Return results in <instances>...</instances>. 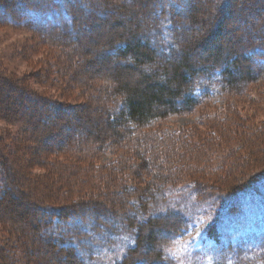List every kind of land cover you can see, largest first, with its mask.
I'll list each match as a JSON object with an SVG mask.
<instances>
[{
	"label": "rangeland",
	"instance_id": "374dc122",
	"mask_svg": "<svg viewBox=\"0 0 264 264\" xmlns=\"http://www.w3.org/2000/svg\"><path fill=\"white\" fill-rule=\"evenodd\" d=\"M11 6L16 14L19 13V21L26 20L19 0L12 2ZM100 8L92 10L89 15L87 9L85 15L92 17L90 14L95 13L99 16H109L115 13L111 9ZM2 18L4 20L0 21V80L11 79L18 87L24 84L30 94L43 96L51 103L69 109L67 112H59L66 116H56L58 112L54 110L44 114L41 122L43 133L38 136L45 134L49 139L43 141L42 146L39 141L20 143L19 134L23 130V127L19 126L20 123L12 124L0 119V200H5V203L0 201V243L8 242L11 248H15V256L10 264H59V261L61 264H70L69 252L72 253L73 250L65 247H73L75 264H79V261L83 264H117L136 245L140 226L154 215L152 210L157 213L159 210L172 208L173 202L174 209L180 208L188 218V226L170 239L166 256L176 258L178 264H264V81L248 84L240 91L226 89L220 83L209 89L203 88L200 92L201 103L193 110L170 114L141 128L131 124L132 131L129 133L127 124L121 123L116 129L122 132L124 137H112L108 134L109 129L107 130L105 125L103 113L93 108L101 107V102L105 100L111 102L115 99L110 92L99 93L97 90L101 79H106L115 71H105L96 63L92 71L101 68L105 73L103 77L92 76L93 72L80 71V74L76 75L78 80H74L71 79L70 71L80 70L82 66L78 68L73 65L70 71L65 73V78L57 69H60L59 65L68 62V56L64 54L65 60L62 59L61 49L53 44L56 39L50 41L47 35H44V38L42 34L12 25L13 22L5 10L0 11V19ZM140 19L127 15L117 32L127 37L133 31L134 24L140 23ZM87 20L89 23L75 27L77 31L80 30V35L72 33L64 38H67L66 43L71 49H88V57L91 56L99 62L103 57L94 48H90L104 41L114 24ZM226 23L233 35L230 33L229 38L225 40V33L221 39L224 42L229 39L237 42L238 34L234 30V26L237 29L236 22L229 20ZM63 29L64 27L59 28V31L62 33ZM148 34L146 27L140 29L139 35ZM76 36L82 39L80 43L75 41ZM87 42L90 46L85 44ZM205 53L200 50L193 60L199 61V58L206 56ZM80 57L85 59L84 54ZM261 57L262 55L259 58ZM235 73L238 78V73ZM69 77L71 85L66 88L64 83H60L69 80ZM137 77L139 75L134 74V78ZM83 80H87L90 86L94 83L97 88H83L80 86ZM8 94L10 100L11 92L8 91ZM97 96L101 99L100 103L90 100ZM11 97L18 103L23 101L17 100L16 96ZM82 104L91 106L89 109L82 107L85 111L80 115H87L88 118L80 122V115L76 112L78 108L81 110L80 106H84ZM76 106L78 108L74 111ZM30 108L35 110L37 107L33 105ZM122 111L123 101L116 100L115 113L119 115ZM89 130L93 132L90 135ZM98 132L108 135L104 143L106 146L97 152L96 147L100 141L93 134ZM58 140L66 142L61 146L63 154L78 150L94 152V163L99 167L104 164L117 169V165L125 161L127 167L122 165L123 168H118L119 174H123L130 187L124 189L125 204H109L111 185L118 184L116 176L115 179L109 178L103 171L99 174L86 172L85 175L79 171L77 173L76 169L81 166H70L68 169V165L66 168L64 164L54 165L52 161L60 163L64 160L63 157L56 160L51 156H44L45 153H39L42 149L58 150ZM140 142L144 145L145 157L148 160L153 154H158L161 165L170 168V181L158 183L157 187L150 184V180L159 173V164L156 162H150L149 167L144 166L145 170L135 175L140 171L137 168L140 162L137 160V147L142 148ZM137 144L140 145L136 146ZM73 158H76V155ZM18 168L23 171L19 177L21 181L25 182L28 174L32 179L40 181L32 191L21 187L23 191L17 190L14 194L12 192L11 196L7 194L9 190L3 189L2 185L5 186ZM132 176H136V179ZM42 177L44 180L41 182ZM131 178L132 181H129ZM253 181L255 182L250 188L240 193L222 195V199L216 201L204 199L202 194L197 195L191 185L197 182L203 192L209 191V197L219 191L225 194L227 191L237 190ZM8 185L14 188L19 186L17 181ZM51 190L60 197L71 199L43 207L57 211L61 206H69L63 217L51 215L53 221L48 224V215H36L34 209L29 208L25 202L23 194L27 192L38 195ZM156 195H160V199L154 205L151 197ZM6 200L12 202L8 203ZM27 213L36 216L35 223L44 220L42 225L39 222L40 233L46 241L51 242V247L34 240L35 224L23 220ZM134 217L137 220L132 224ZM159 237L162 238L163 234ZM23 243H26L25 253L22 249ZM140 246L144 254L142 258L150 256L149 244L142 242ZM55 249L63 250L54 253Z\"/></svg>",
	"mask_w": 264,
	"mask_h": 264
},
{
	"label": "trees",
	"instance_id": "16d2710c",
	"mask_svg": "<svg viewBox=\"0 0 264 264\" xmlns=\"http://www.w3.org/2000/svg\"><path fill=\"white\" fill-rule=\"evenodd\" d=\"M14 1L0 0V9L3 12L5 10L10 21L13 22L12 25L34 31L43 36L47 35L50 41L56 39L53 44L61 49L62 59L65 60L66 56H63L64 54L68 56L66 57L68 61L66 64L63 63V66L57 65L60 68L57 70L60 71L62 76H65V73L68 70L70 71V67L72 68L73 65L78 68L82 66L80 70L70 71L72 73L71 79L74 78V80H78L76 75L80 74V71L84 73L93 72L92 76L102 75L103 77L105 73L102 72L101 68L92 71L96 63H99L97 65H101L105 71H115L106 79L103 80L102 78L98 88L94 83L93 86L87 84V80H83L81 84L78 83L83 88H93L95 86L99 93L110 92V95L115 97V99H110L111 102L108 100H102L103 102H101L99 96L90 98V100L97 103H102L101 107L94 106L93 110L103 113L105 125L107 130L109 129L108 134L112 137H124L123 133L116 129L121 123L123 125L127 124V132L129 133L132 131L131 124L141 128L151 125L158 119L166 118L170 114L193 110L198 103H201L200 92L203 88L209 89L214 84L220 83L226 89L232 88L240 91L246 88L248 84L264 81V0H99L97 3L90 1L88 11L82 9L80 0H19L26 16L24 21H19V13L16 14L11 6ZM100 7L111 9L115 13L109 16H99L95 13L90 14L92 17L85 15L86 12L88 14L92 10H100ZM127 15L129 17H140L141 19L140 23L134 24L133 31L125 37L124 34L117 31L118 28L122 27ZM87 19L93 22L96 20L102 21L108 25L114 24L106 39L90 48V50L94 48L103 57L99 62H96L91 56L88 57V49L85 51L71 49L66 43L67 38H64L72 33L80 35V30L77 31L75 27L89 23ZM2 20L4 19H0L1 22H3ZM229 20H234L237 24V29L234 26V30L238 34L237 42L230 41V39L228 42H224L221 39L225 33L227 35L225 40L229 38L230 33H233L226 23ZM63 27L61 33L59 28ZM145 27L149 30V34L139 35L140 29ZM198 29L199 32H197ZM75 41L80 43L82 39L76 36ZM85 44L90 46L89 42ZM200 50L206 52V56L202 59L199 58V61H194L193 59L200 53ZM83 54L85 59H83ZM261 55L262 57L259 58ZM79 58L81 60H78ZM75 59L77 60L75 61ZM235 71L238 73V78ZM134 74H138L139 77L134 78ZM0 82V119L12 124L20 123L19 126L23 127L21 134H19L20 143L39 141L41 145L43 141L49 139L46 138L48 136L45 134L44 136H38V134L43 133L41 122L44 114L52 113L53 110L58 113L61 111L67 112L69 109L62 105H55L43 96L38 97L30 94L27 87L23 86L24 84H20L18 87L11 79L5 78ZM63 83L66 88L71 85L69 84L70 77L69 80L62 81L60 84L63 85ZM8 91L11 92L10 100ZM11 96H16L17 100L21 99L23 101L18 103ZM80 97L82 98V96ZM119 99L123 101V111L118 115L115 113V109L116 100ZM33 105L37 107L35 110L30 108ZM90 106L88 104L80 106L82 111L76 106L73 110L76 111L78 108L76 113L80 115L85 111L84 108L89 109ZM58 113L56 116H66L64 113ZM86 118H88L87 115H80L79 121H86ZM89 132H87L88 135L93 133L91 130ZM93 135H96V138L100 141L96 150L97 152L101 151L106 146L104 143H106L107 135H101L99 132ZM64 144H66L65 141L58 140L56 142L58 150H54L55 148L52 150L42 149L39 153H45L44 156H51L56 160L63 157L64 160L60 163L52 161L54 165L64 164V168L68 165V169L70 166H81V168L76 169L77 173L79 171L86 175V172L99 174L100 171H103L107 173L106 175L109 178L115 179L116 176L118 184L111 185L112 194L109 204L123 206L126 201L124 189L127 190V186L130 187L127 185L128 181L123 174H119L120 169L118 168H121L122 165L127 167L125 161H121L122 164H118L117 169L104 164L99 167L94 163V152L78 150L74 153L66 152L63 154L61 146ZM140 144L142 148L137 147V160H140L137 168L140 171H137L135 175L142 172L141 170L144 171V166L149 167L150 162H156L159 164L157 170L159 173H156L153 179L150 180V184L157 187L159 186L158 183L170 181V174L168 173L170 168L161 165L158 154H153L152 158L148 160L145 157L144 145L142 142ZM68 153H71V155L68 156ZM75 155L76 158H73ZM21 171L18 168L15 174H12L10 180H7L5 186L2 185L3 189L7 188L9 190L7 194L12 196L17 190L23 191L22 188L32 191L31 189L35 188V184L40 181L32 179L30 174L27 175L28 178L25 182L21 181L19 179L22 175ZM132 178L135 180L136 176L135 178L132 176ZM132 178L129 181H132ZM43 180L44 177H42L41 182ZM12 181L13 183L17 181L19 186L10 187L8 184ZM254 182H248L244 187L235 189L236 191H227L228 193L225 194L219 191L218 194L209 197V191L203 192L197 182L191 185L197 195L202 194L204 199L216 201L222 199V195L232 194L233 192V194L240 193L250 188ZM46 186H48L47 180ZM23 195L26 199L25 202L29 208L34 209L36 215H48L46 220L48 224L53 221L51 215L63 217L66 208L69 206H61L62 208H58L57 211L46 210L43 207L51 206L59 201L68 202L71 199L56 195L54 190L48 193L42 192L38 195L26 192ZM157 196L151 197V200L155 202L154 205L160 199V195L159 198ZM6 201L8 203L12 202L11 200ZM2 202L5 203V200H2ZM173 206L174 202L172 208L159 210L157 213L152 210L154 215L147 218L144 225L140 226L136 245L117 264H138L139 262L141 264H178L176 258L166 256V247L171 238L188 226V218L180 208L174 209ZM26 215L23 216L24 222L29 224L32 222L36 227L34 232L36 239H33L51 247V242L46 241L40 233V226L44 223V220H38L35 223L34 218L36 216L34 217V215L28 213ZM136 220L134 217L131 223H135ZM39 222L41 225H39ZM160 234H163L162 238L159 237ZM22 241L25 242L26 240ZM142 242L149 244L150 256L146 254L147 256L142 258L144 255L140 246ZM0 245V264H10L15 256V248H11L12 246L8 242H2ZM65 248L74 251L73 247ZM22 249L25 250L24 253L27 251L26 243H23ZM62 250L55 249L54 253H59ZM73 251L72 253L69 252L70 264L76 263L72 256ZM78 263L83 264L82 261ZM59 264H61L60 261ZM255 264L259 263L256 262Z\"/></svg>",
	"mask_w": 264,
	"mask_h": 264
},
{
	"label": "snow or ice",
	"instance_id": "6c2138e0",
	"mask_svg": "<svg viewBox=\"0 0 264 264\" xmlns=\"http://www.w3.org/2000/svg\"><path fill=\"white\" fill-rule=\"evenodd\" d=\"M81 7L84 10H87L90 4V0H80Z\"/></svg>",
	"mask_w": 264,
	"mask_h": 264
}]
</instances>
